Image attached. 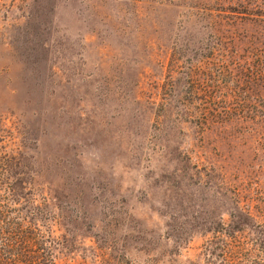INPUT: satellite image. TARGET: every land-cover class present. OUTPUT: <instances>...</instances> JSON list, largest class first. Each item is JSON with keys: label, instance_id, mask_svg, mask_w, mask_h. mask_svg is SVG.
Wrapping results in <instances>:
<instances>
[{"label": "rangeland", "instance_id": "obj_1", "mask_svg": "<svg viewBox=\"0 0 264 264\" xmlns=\"http://www.w3.org/2000/svg\"><path fill=\"white\" fill-rule=\"evenodd\" d=\"M0 191L57 264H264V0H0Z\"/></svg>", "mask_w": 264, "mask_h": 264}, {"label": "trees", "instance_id": "obj_2", "mask_svg": "<svg viewBox=\"0 0 264 264\" xmlns=\"http://www.w3.org/2000/svg\"><path fill=\"white\" fill-rule=\"evenodd\" d=\"M22 196L19 191H0V264H57L60 241L42 221L45 213L35 199ZM213 230L219 232L215 236L221 241V263L246 264L251 250L245 247V229Z\"/></svg>", "mask_w": 264, "mask_h": 264}]
</instances>
